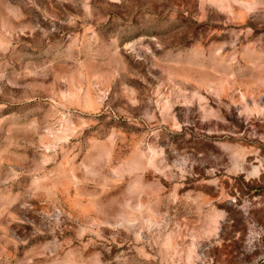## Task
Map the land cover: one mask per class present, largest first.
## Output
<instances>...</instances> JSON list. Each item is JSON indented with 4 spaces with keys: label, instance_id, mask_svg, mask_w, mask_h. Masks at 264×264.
I'll list each match as a JSON object with an SVG mask.
<instances>
[{
    "label": "rangeland",
    "instance_id": "rangeland-1",
    "mask_svg": "<svg viewBox=\"0 0 264 264\" xmlns=\"http://www.w3.org/2000/svg\"><path fill=\"white\" fill-rule=\"evenodd\" d=\"M0 264H264V0H0Z\"/></svg>",
    "mask_w": 264,
    "mask_h": 264
}]
</instances>
